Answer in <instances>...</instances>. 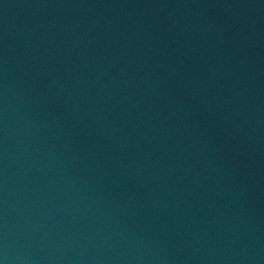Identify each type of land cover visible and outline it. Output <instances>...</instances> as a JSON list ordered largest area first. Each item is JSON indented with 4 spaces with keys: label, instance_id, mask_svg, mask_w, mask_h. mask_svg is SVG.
Instances as JSON below:
<instances>
[{
    "label": "water",
    "instance_id": "water-1",
    "mask_svg": "<svg viewBox=\"0 0 264 264\" xmlns=\"http://www.w3.org/2000/svg\"><path fill=\"white\" fill-rule=\"evenodd\" d=\"M0 264H264V0H0Z\"/></svg>",
    "mask_w": 264,
    "mask_h": 264
}]
</instances>
